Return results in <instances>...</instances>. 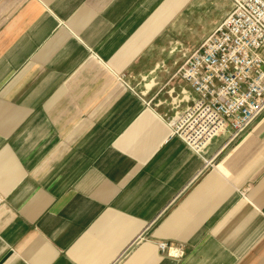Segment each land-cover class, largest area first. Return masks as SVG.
I'll return each instance as SVG.
<instances>
[{
	"label": "crops",
	"instance_id": "1",
	"mask_svg": "<svg viewBox=\"0 0 264 264\" xmlns=\"http://www.w3.org/2000/svg\"><path fill=\"white\" fill-rule=\"evenodd\" d=\"M227 7L0 0V264H264V111L202 149L170 124Z\"/></svg>",
	"mask_w": 264,
	"mask_h": 264
},
{
	"label": "built area",
	"instance_id": "2",
	"mask_svg": "<svg viewBox=\"0 0 264 264\" xmlns=\"http://www.w3.org/2000/svg\"><path fill=\"white\" fill-rule=\"evenodd\" d=\"M232 4L179 71L198 96L170 122L172 134L198 149L228 126L232 138L240 136L264 111V0ZM158 246L177 259L185 254L183 243Z\"/></svg>",
	"mask_w": 264,
	"mask_h": 264
},
{
	"label": "rangeland",
	"instance_id": "3",
	"mask_svg": "<svg viewBox=\"0 0 264 264\" xmlns=\"http://www.w3.org/2000/svg\"><path fill=\"white\" fill-rule=\"evenodd\" d=\"M224 2H226V7H227V5H228V7H227V9H232V1H229V0H223ZM228 1H229V3H228ZM228 10V11H229ZM231 11V10H230ZM229 11V12H230ZM228 14V13H227ZM227 14H226V16H227ZM225 16V17H226ZM212 32V31H211ZM210 34V33H209ZM208 37V35L206 36V38ZM205 38V39H206ZM204 39V40H205ZM203 40V41H204ZM202 41V42H203ZM200 46V45H199ZM198 48V47H197ZM188 55H190V53L188 54ZM187 55V56H188ZM187 56H185V60H186V58H187ZM185 60H184V62H185ZM183 62V63H184ZM183 65V64H182ZM182 65H181V67H182ZM162 69H164V68H162V66H159V67H157L155 70H153V71H151L150 73H148L147 75H141L140 76V79H139V81H138V87L139 88H141L143 91H148L151 87H153V86H151V87H148V85H146V83L149 81V80H153L154 82H153V85H154V83H155V85H156V87L158 88V93L160 92V95L161 94H163L164 96H168V97H172L173 96V94H172V89H170V87H169V85L170 84H168V83H164V82H166V81H164V82H162L161 81V77L160 76H162L163 75V73H164V71L162 72ZM165 74V73H164ZM163 80V79H162ZM147 86V90H146V86ZM152 91H154V89L152 90ZM153 94V93H152ZM152 94H150V96H152ZM154 97H156V95L154 94L153 95ZM154 97H152L153 98V101H155V99H154Z\"/></svg>",
	"mask_w": 264,
	"mask_h": 264
}]
</instances>
